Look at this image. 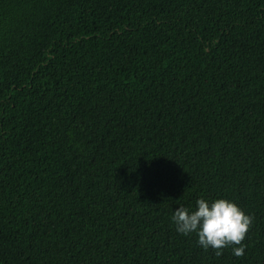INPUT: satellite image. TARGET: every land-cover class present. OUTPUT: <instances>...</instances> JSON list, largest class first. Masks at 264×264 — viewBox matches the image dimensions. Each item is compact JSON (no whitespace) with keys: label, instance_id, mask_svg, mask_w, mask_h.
<instances>
[{"label":"trees","instance_id":"16d2710c","mask_svg":"<svg viewBox=\"0 0 264 264\" xmlns=\"http://www.w3.org/2000/svg\"><path fill=\"white\" fill-rule=\"evenodd\" d=\"M0 264H264V0H0Z\"/></svg>","mask_w":264,"mask_h":264},{"label":"clouds","instance_id":"9594fccd","mask_svg":"<svg viewBox=\"0 0 264 264\" xmlns=\"http://www.w3.org/2000/svg\"><path fill=\"white\" fill-rule=\"evenodd\" d=\"M171 219L178 233L185 236L195 233L198 245L206 250L238 245L232 248L233 254L240 256L244 253L242 241L251 217L233 201L200 198L195 202L194 209L177 207Z\"/></svg>","mask_w":264,"mask_h":264}]
</instances>
